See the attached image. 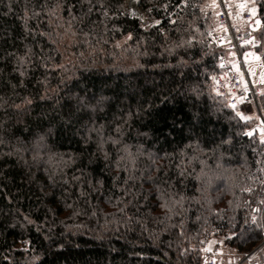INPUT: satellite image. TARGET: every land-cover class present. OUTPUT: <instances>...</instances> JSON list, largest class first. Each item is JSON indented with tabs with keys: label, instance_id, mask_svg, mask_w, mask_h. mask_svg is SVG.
Here are the masks:
<instances>
[{
	"label": "trees",
	"instance_id": "obj_1",
	"mask_svg": "<svg viewBox=\"0 0 264 264\" xmlns=\"http://www.w3.org/2000/svg\"><path fill=\"white\" fill-rule=\"evenodd\" d=\"M140 8L153 24L126 0H0V264H203L216 237L264 241V91L257 119L215 92L206 0Z\"/></svg>",
	"mask_w": 264,
	"mask_h": 264
},
{
	"label": "built area",
	"instance_id": "obj_2",
	"mask_svg": "<svg viewBox=\"0 0 264 264\" xmlns=\"http://www.w3.org/2000/svg\"><path fill=\"white\" fill-rule=\"evenodd\" d=\"M212 1L215 4L213 42L226 50L218 59L221 71L212 76L213 88L231 107L245 108L252 104L259 109V99L264 88V52L255 50V46L256 33L261 25L259 6L264 0ZM140 12L142 16L132 12L130 15L143 20L145 27L153 24ZM253 218H256L255 214L251 222ZM263 248L264 241L247 253L238 264L246 260L249 264H264L256 260ZM207 264H214V260H209Z\"/></svg>",
	"mask_w": 264,
	"mask_h": 264
},
{
	"label": "rangeland",
	"instance_id": "obj_3",
	"mask_svg": "<svg viewBox=\"0 0 264 264\" xmlns=\"http://www.w3.org/2000/svg\"><path fill=\"white\" fill-rule=\"evenodd\" d=\"M127 2V1H126ZM141 1L139 3L140 8ZM126 6L129 10V14H131L130 7L128 3H126ZM206 6L210 9L214 10L215 12V4L212 0H206ZM141 10V8H140ZM142 11V10H141ZM143 13V11H142ZM215 27V22L213 29ZM214 33V31H212ZM264 91V88H263ZM238 113L245 119H257L258 116L262 114L261 109L254 107L252 104L246 105L245 108H237ZM258 129L260 132L263 131V129L258 126ZM256 247V246H255ZM254 247V248H255ZM253 248V249H254ZM253 249L247 253H250L253 251ZM264 248L262 249V251ZM202 251H204V258H203V264H207L209 260H214V264H238L240 261H242L247 253L239 254L235 249L229 247L226 244V236H219L214 239V241H210L209 243H205L203 245ZM260 252L259 255L256 257V260H261L264 262V251ZM247 259V258H246ZM249 261H245L242 264H249Z\"/></svg>",
	"mask_w": 264,
	"mask_h": 264
},
{
	"label": "bare ground",
	"instance_id": "obj_4",
	"mask_svg": "<svg viewBox=\"0 0 264 264\" xmlns=\"http://www.w3.org/2000/svg\"><path fill=\"white\" fill-rule=\"evenodd\" d=\"M130 7V11L133 14H137L138 16H142L139 8V3L141 0H126Z\"/></svg>",
	"mask_w": 264,
	"mask_h": 264
},
{
	"label": "snow or ice",
	"instance_id": "obj_5",
	"mask_svg": "<svg viewBox=\"0 0 264 264\" xmlns=\"http://www.w3.org/2000/svg\"><path fill=\"white\" fill-rule=\"evenodd\" d=\"M253 12H255V9L253 8ZM258 23V22H257ZM21 74H23V73H21ZM254 224L256 223V220H255V218H253V221H252Z\"/></svg>",
	"mask_w": 264,
	"mask_h": 264
}]
</instances>
